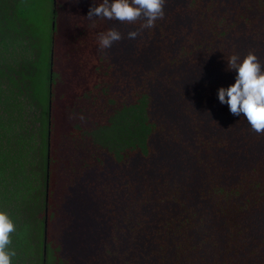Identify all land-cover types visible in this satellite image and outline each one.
<instances>
[{"label":"trees","instance_id":"trees-1","mask_svg":"<svg viewBox=\"0 0 264 264\" xmlns=\"http://www.w3.org/2000/svg\"><path fill=\"white\" fill-rule=\"evenodd\" d=\"M35 1L0 0V209L17 229L13 264H264V134L217 99L234 82L231 55L252 52L264 68V0H165L143 30V18H100L122 37L103 50L86 31L90 0H70L65 14L91 53L83 88L62 101L73 139L59 158L57 0L47 31ZM103 183L121 187L116 199Z\"/></svg>","mask_w":264,"mask_h":264},{"label":"clouds","instance_id":"clouds-1","mask_svg":"<svg viewBox=\"0 0 264 264\" xmlns=\"http://www.w3.org/2000/svg\"><path fill=\"white\" fill-rule=\"evenodd\" d=\"M165 0H101L90 7L89 18H104L129 24L143 18L140 29H151L163 18ZM140 31H130L129 39H136ZM122 39L120 32L109 29L98 35L101 50L110 48ZM228 70L235 71L234 82L217 89L219 103L226 104L231 114L243 116L255 133L264 134V68L256 55L249 52L243 58L236 54L226 61ZM16 225L9 214L0 209V264H13L16 251L12 235Z\"/></svg>","mask_w":264,"mask_h":264},{"label":"rangeland","instance_id":"rangeland-1","mask_svg":"<svg viewBox=\"0 0 264 264\" xmlns=\"http://www.w3.org/2000/svg\"><path fill=\"white\" fill-rule=\"evenodd\" d=\"M35 2L37 3L35 6H36V12H37L38 18L40 20V28L43 29L44 31H47L49 27L52 25L51 3H49V0H36ZM68 2H70V0H57L56 12H55V16L53 19L55 40L53 36L52 73L54 71L55 86H54V89L51 90L50 118L52 116V105H54L53 134H52V144L53 145L52 147H53L54 155L58 158L60 157L61 151L64 150L65 146L72 144V139H73L69 137V134H70L69 125L64 121V116L66 117L68 115V111L66 109L65 111L62 109L63 107L62 101L66 97L65 94L67 93L75 94L76 89L81 90L83 88L82 86L83 79L81 78L82 66L88 59L87 54L91 53V50H88L85 44L81 46L82 44L81 40L80 42L78 41L80 37L79 27L76 28L72 26L70 20H68V17L65 14V6L67 5ZM93 2L95 3V1L93 0L89 1V9L90 7L94 5ZM53 5H54V2H53ZM93 19L94 18H89L87 16L86 21L85 20L84 21H85V25L87 28L86 30L87 34L89 35L92 43L95 44V43H98V35L100 33L105 32V27H103V25L100 27L99 25L100 24L107 25V24H106V21H104V19L99 18L98 22H94ZM115 25H116L115 22L112 23V28H114ZM54 64H55V70L53 69ZM68 68H70L72 72L69 71ZM81 100L85 102V98L83 99L81 98ZM190 122L191 121H189L187 117H183L182 123L184 126H186ZM158 128L164 134L165 139L167 141L170 142V141H175V140L180 139L177 136V134L173 135V134L167 133V129L164 125H159ZM194 131H195V127H194ZM187 135L189 136L192 135V127L187 128ZM50 140H51V132L49 135V148H48L49 158H50V148H51ZM192 151L193 150L190 149V151H188L189 154L192 153ZM78 157L79 156L77 152L74 151L73 157L72 158L68 157L69 164L73 166H79V164L81 163V159ZM101 157H103L102 153H100L99 156L96 154L93 157V159L95 158L99 159V164H98L99 167H103V163L101 162ZM97 187L101 189L102 193L107 192L108 194H110V199L111 198L116 199L117 192L122 190L121 187L118 185L117 186L112 185V184L107 185L106 183L99 184ZM199 190L202 191V188H199ZM197 194L199 195L198 190H197ZM95 204H97V202H95ZM98 204L100 206L104 205L102 202ZM211 204L212 203H209L208 206H210ZM147 212L149 213L148 210ZM44 215H45L44 216L45 218V237L47 239L48 207H46ZM226 228L228 227H225V224L223 223L222 231H226Z\"/></svg>","mask_w":264,"mask_h":264},{"label":"water","instance_id":"water-1","mask_svg":"<svg viewBox=\"0 0 264 264\" xmlns=\"http://www.w3.org/2000/svg\"><path fill=\"white\" fill-rule=\"evenodd\" d=\"M52 26H53V25H52ZM50 61H51V64H52V52H51ZM51 74H52V67H51V69H50V76H51ZM49 135H50V133L48 134V148H49ZM48 156H49V154H48Z\"/></svg>","mask_w":264,"mask_h":264}]
</instances>
